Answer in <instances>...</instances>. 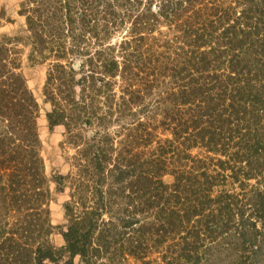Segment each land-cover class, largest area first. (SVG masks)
<instances>
[{"label":"trees","instance_id":"16d2710c","mask_svg":"<svg viewBox=\"0 0 264 264\" xmlns=\"http://www.w3.org/2000/svg\"><path fill=\"white\" fill-rule=\"evenodd\" d=\"M20 14L29 60L50 62L47 119L75 150L74 195L55 248L39 106L17 72L19 39L2 35L0 264H221L214 242L243 219L246 194H213L264 178V0H25ZM155 34L178 45L159 50Z\"/></svg>","mask_w":264,"mask_h":264},{"label":"rangeland","instance_id":"374dc122","mask_svg":"<svg viewBox=\"0 0 264 264\" xmlns=\"http://www.w3.org/2000/svg\"><path fill=\"white\" fill-rule=\"evenodd\" d=\"M25 0H0V39L2 35L8 37H15L19 39V42L15 45L18 58L17 64L19 72L25 79V83L28 89L34 95L39 111L37 115V131L40 140V155L43 160L44 172L48 181L51 199L49 202V215H50V228L47 231L51 244L55 248H60L65 245L63 240V233L67 229V220L65 216V205L69 204L73 200V187L69 179V174L73 168L71 166L72 157L75 154V150L72 146L68 145L66 141V130L64 125H54L47 119V112L51 111V105L44 96V88L49 71V60L45 62L32 63L28 56L30 53V46L28 41L31 39L30 33L27 31L26 18L20 14L22 4ZM127 28H117L113 30V34L110 38L112 41L117 42L126 34ZM162 31L166 28H162ZM161 40L158 43L163 50V46H168L172 50L178 45L175 41L169 40L172 36H158ZM169 43H166L168 42ZM79 61L75 63L77 66ZM118 127H110L111 135L116 139L118 143L123 139V134L120 133L116 136ZM161 138L171 137L170 134H161ZM155 144V143H154ZM193 155H199L200 158L215 157L213 154H207L204 150L194 149ZM218 158L226 159L223 156ZM191 165V164H190ZM209 171L214 173V169L220 171L219 167L209 165ZM231 170L228 169L226 174L231 175ZM59 177L63 179L62 185L56 183V179ZM164 180L168 183L173 181V176L167 174L164 176ZM246 186L243 190L239 182H233L232 178H228V182L225 187H217L213 197L219 194L218 189L225 188L229 193L233 195H239L241 199L242 194H246L245 198V215L243 219L240 216L235 217L236 229L231 230L229 234L225 233L222 237L218 238L214 242L212 256L218 255L221 260H224L221 264H232L231 260H239L240 264H264V196L257 195L256 192L253 196L250 195L252 186L259 185L262 189L264 186V178L260 181V184L255 179L246 180ZM252 224L254 227H252ZM249 228V229H248ZM243 230L247 236H240V232ZM248 230V231H247ZM239 238H246L251 243L243 242ZM210 245L212 242L207 239L206 242ZM242 246L247 250L242 252ZM242 257L241 260L239 257ZM80 257H76L74 264H80ZM213 258V259H212ZM212 264L218 262V259L211 257ZM229 259V260H228ZM160 261V260H159ZM44 264H53L50 261H45ZM127 264H137L134 259H129Z\"/></svg>","mask_w":264,"mask_h":264}]
</instances>
